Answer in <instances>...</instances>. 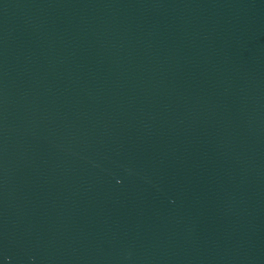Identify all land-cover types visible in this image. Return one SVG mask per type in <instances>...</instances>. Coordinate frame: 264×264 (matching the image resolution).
Here are the masks:
<instances>
[{
    "label": "water",
    "instance_id": "95a60500",
    "mask_svg": "<svg viewBox=\"0 0 264 264\" xmlns=\"http://www.w3.org/2000/svg\"><path fill=\"white\" fill-rule=\"evenodd\" d=\"M0 264H264V0H0Z\"/></svg>",
    "mask_w": 264,
    "mask_h": 264
}]
</instances>
